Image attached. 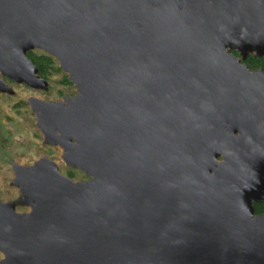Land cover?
I'll use <instances>...</instances> for the list:
<instances>
[{"label": "water", "instance_id": "95a60500", "mask_svg": "<svg viewBox=\"0 0 264 264\" xmlns=\"http://www.w3.org/2000/svg\"><path fill=\"white\" fill-rule=\"evenodd\" d=\"M33 48L76 87L27 96L43 142L89 178L13 161L0 264H264V0H0V92L48 87Z\"/></svg>", "mask_w": 264, "mask_h": 264}, {"label": "rangeland", "instance_id": "374dc122", "mask_svg": "<svg viewBox=\"0 0 264 264\" xmlns=\"http://www.w3.org/2000/svg\"><path fill=\"white\" fill-rule=\"evenodd\" d=\"M31 50L37 54L46 53L40 48ZM53 65L60 67L55 58ZM65 75L67 74L62 68L49 69L44 77L48 84L46 89L5 78L14 92H0V201L16 200L20 195L18 188L12 184L13 161L29 164L39 156H47L55 160L59 170L69 177L89 178L81 168L63 161L60 146L43 142L41 130L35 123V113L26 101L28 95L58 100L62 95L75 93V85L64 81ZM16 209L27 210L28 206L17 205Z\"/></svg>", "mask_w": 264, "mask_h": 264}, {"label": "trees", "instance_id": "16d2710c", "mask_svg": "<svg viewBox=\"0 0 264 264\" xmlns=\"http://www.w3.org/2000/svg\"><path fill=\"white\" fill-rule=\"evenodd\" d=\"M236 53L237 51L234 50ZM28 57L33 61V63L37 66L38 68V73L39 75L45 77L49 69H60L58 66H54V58L46 53H35L32 50H29L27 52ZM245 62L247 65L251 68H256V67H264V55L263 56H254L253 54H248L247 58L245 59ZM64 81L66 82H71L67 75L64 76ZM254 208L256 212L259 211H264V200L262 202H255L254 203Z\"/></svg>", "mask_w": 264, "mask_h": 264}, {"label": "flooded vegetation", "instance_id": "af4514ba", "mask_svg": "<svg viewBox=\"0 0 264 264\" xmlns=\"http://www.w3.org/2000/svg\"><path fill=\"white\" fill-rule=\"evenodd\" d=\"M233 52L236 53L234 50H233ZM237 53H238V52H237ZM250 54H252V53H250ZM247 56H248V55H247ZM246 58H247V57H246ZM246 64H247V63H246ZM247 66H248V65H247ZM248 67H249V66H248ZM260 67H261V66H260ZM249 68H251V67H249ZM256 68H258V67H256ZM252 69H254V68H252ZM72 94H73V93H72ZM70 95H71V94H70ZM219 158H221V156H219ZM87 177H89L88 174H87ZM263 200H264V199H263ZM263 200H261V201H253V206H254V203H255V202H262ZM254 212H255V213H260V212H264V211L256 212V211H255V208H254Z\"/></svg>", "mask_w": 264, "mask_h": 264}]
</instances>
